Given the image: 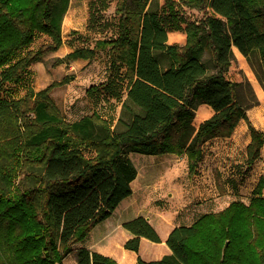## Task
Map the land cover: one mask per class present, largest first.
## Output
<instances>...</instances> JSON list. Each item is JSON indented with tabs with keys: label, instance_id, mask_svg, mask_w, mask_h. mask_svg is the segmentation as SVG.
Returning a JSON list of instances; mask_svg holds the SVG:
<instances>
[{
	"label": "trees",
	"instance_id": "obj_1",
	"mask_svg": "<svg viewBox=\"0 0 264 264\" xmlns=\"http://www.w3.org/2000/svg\"><path fill=\"white\" fill-rule=\"evenodd\" d=\"M112 1L90 6V24L104 36L55 67L106 55L110 83L88 94L121 105L114 128L97 111L74 121L62 115L50 93L67 79L19 98L4 90L63 46L70 0H0V264H64L133 195L138 171L131 154L185 156L194 176L205 145L231 137L245 121L247 165L262 156L264 132L248 116L257 94L247 78L228 75L237 49L264 90V0H115V17L105 18ZM192 11L202 17L191 19ZM172 32L186 34V44H170ZM39 34L51 43L33 51ZM201 105L214 114L196 128ZM123 228L132 234L124 248L138 254V264H264V177L249 203L237 199L174 228L166 241L171 253L160 260L139 255L142 238L161 243L147 219ZM77 264L118 263L81 248Z\"/></svg>",
	"mask_w": 264,
	"mask_h": 264
},
{
	"label": "rangeland",
	"instance_id": "obj_2",
	"mask_svg": "<svg viewBox=\"0 0 264 264\" xmlns=\"http://www.w3.org/2000/svg\"><path fill=\"white\" fill-rule=\"evenodd\" d=\"M93 1L95 0H70L69 9L62 23L63 45H66V48L58 53L56 51L47 53L41 62L34 64V69H30V74L26 75L22 82L5 86L4 90L19 98L30 88L40 92L53 83L67 79L66 84L54 88L50 93L62 115L67 120L74 121L97 111L114 128L120 116L121 105L114 99L111 101L107 97L95 100L88 94L90 88L103 87L110 83L109 62L106 55L100 53L92 61L78 60L55 67L57 59L66 57L77 48L94 47L95 40L104 36L100 26L90 24V6ZM104 16L109 19L115 17V0ZM190 17L198 20L202 14L192 11ZM173 33L176 32L170 33L172 35H169V43L183 45L182 40L178 36L174 37ZM50 43L51 40L47 35L39 34L30 49L37 51ZM27 50L20 52L16 58L25 55ZM241 67L237 60L228 76L233 81L247 78L251 83L259 99V105L248 110V116L254 127L264 132V97L260 96L256 81L259 85L260 83L250 65L246 64L247 69ZM116 89L120 95L121 93L122 96L125 95V85H119ZM213 114L214 112L203 118L201 115L199 119L196 118L194 121L196 128ZM249 139L250 130L247 123L242 121L231 137L217 138L208 142L194 176H189L185 156L131 154V160L138 171L137 178L132 183V198H142V201L151 202L152 207L158 209L160 206L167 207L168 202V205L178 206L180 214L177 222L184 225H191L205 213L219 212L234 200L239 199L249 203L253 195V187L264 177V148L261 158L252 167L247 165ZM0 187H4L1 180ZM169 200H172V203ZM126 218L125 212L120 215L113 213L109 219L95 227L84 242L74 246V253L65 258L64 264H77V251L81 248L113 258L114 254L120 251L117 252V247L121 250L125 249L127 240L122 231L123 219ZM148 222L150 223V220ZM153 228L155 229L154 226ZM159 229L164 237V231L162 228ZM113 259L116 260L115 257Z\"/></svg>",
	"mask_w": 264,
	"mask_h": 264
},
{
	"label": "crops",
	"instance_id": "obj_3",
	"mask_svg": "<svg viewBox=\"0 0 264 264\" xmlns=\"http://www.w3.org/2000/svg\"><path fill=\"white\" fill-rule=\"evenodd\" d=\"M173 35H174V37L178 36L179 39L182 40L183 45L186 44V34H184L182 32H176V33H173ZM63 46L64 47H62L61 49H59L56 52L58 53L60 50L66 48V45H63ZM234 53H235V56H236L237 60L239 61L240 65L243 68H245L246 64H248L246 58L237 49H234ZM33 67H34V65L31 67V69H34ZM242 67H241V69H242ZM233 68H234V64L231 67L229 74H231ZM245 69H247V68H245ZM261 89L264 93V90L262 87H261ZM260 96L264 97V94L260 95ZM209 113H213L212 108H210L207 105H201L197 111L196 118L199 119L198 117H200V115H201V118H203L204 116L209 115ZM250 142H251V135H250V139H249L248 144ZM256 186L257 185H255L253 187L252 193H253L254 189L256 188ZM169 201H171V203H172V200H169ZM168 203L166 204L167 207L162 208L160 206V208L158 209L156 207H152L151 202H144V201H142V198H132V196H131V197L125 199L119 205V207L116 209V211L114 212V213H117L118 215L122 214L123 212L126 213L127 218L123 219V224L125 222L134 220L138 217H144L145 219H147V221L150 220V223L155 227V229L159 233L160 238H161V243H155V242L150 241L146 238L141 239L140 255H141L142 259H144L145 261L160 260L165 255L170 254L171 250L167 246L166 241H167L170 233L172 232V230L174 228L184 225L181 223L178 224V222H177L178 218H179V214H180L179 210L177 209L178 206H175V205L172 206V204L168 205ZM159 228H162V230L164 231V234H165L164 237L159 232L160 231ZM122 232H123L126 240H129L130 238H132V234L129 233L127 230L123 229ZM162 247H164V249H162ZM144 249H145V251H144ZM157 249H160V250H157ZM118 251H119V253H115L114 257L118 261L119 264H138V262H137L138 254L136 252L131 251V250H126V249L121 250L120 248H118L117 252ZM106 256L112 257L109 255H106Z\"/></svg>",
	"mask_w": 264,
	"mask_h": 264
},
{
	"label": "bare ground",
	"instance_id": "obj_4",
	"mask_svg": "<svg viewBox=\"0 0 264 264\" xmlns=\"http://www.w3.org/2000/svg\"><path fill=\"white\" fill-rule=\"evenodd\" d=\"M256 88H257L258 92L260 93V95L264 94L262 89H261V87H260V85L257 83V81H256ZM117 248H119V247H117Z\"/></svg>",
	"mask_w": 264,
	"mask_h": 264
}]
</instances>
